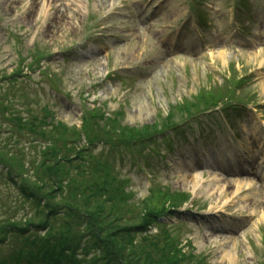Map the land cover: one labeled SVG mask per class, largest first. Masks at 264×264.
Instances as JSON below:
<instances>
[{
	"label": "rangeland",
	"instance_id": "obj_1",
	"mask_svg": "<svg viewBox=\"0 0 264 264\" xmlns=\"http://www.w3.org/2000/svg\"><path fill=\"white\" fill-rule=\"evenodd\" d=\"M237 1L0 0V77H18L0 85V94L13 93L4 92L12 99L10 108L25 116L27 107L47 106L52 122L69 128H79L84 110L94 104L102 107L92 112L104 113L97 122H106L105 129L112 123L116 132L119 126L143 132L157 124L161 135L148 139L165 157L151 153L149 165L137 154L142 145L133 154L120 151L121 143L109 133L92 150L104 156L113 175L126 179L130 200L153 189L150 169L157 187H166L161 197L190 193L193 203L179 200L186 206L182 222L167 228L172 249L185 255L177 264H264V0H245L240 15ZM195 12L205 17L204 24L196 22ZM236 78L244 81L240 95L250 99L249 106L198 114L183 125V136L159 128L172 106L186 101L207 108L202 102L208 91H234ZM185 113H175L172 122L184 124ZM1 123L0 139H5L9 124ZM123 134L125 141L132 139ZM161 139L178 150L166 153ZM19 145L32 147L28 140ZM1 173L0 168V221L23 223L33 209ZM72 203L80 212L76 205L83 201ZM106 212L102 219L112 231L137 220L136 215L126 220L131 213ZM73 224L83 236L86 222L77 217Z\"/></svg>",
	"mask_w": 264,
	"mask_h": 264
},
{
	"label": "trees",
	"instance_id": "obj_2",
	"mask_svg": "<svg viewBox=\"0 0 264 264\" xmlns=\"http://www.w3.org/2000/svg\"><path fill=\"white\" fill-rule=\"evenodd\" d=\"M3 91L10 93L9 89ZM4 92L0 94V127L1 120L9 127L5 129L8 137L0 139V166L4 167L3 171L5 169L3 178L30 203L33 215L23 223L12 219L0 221V242L8 239V244L0 243L4 250L0 253V264H177L178 259L185 256L179 249H172L175 246L170 243L173 238L166 231L163 236L142 235L139 241L135 240L167 206L178 205L184 200L185 194L169 193L161 197V191L166 188L155 187L144 198L130 200L124 190V180L113 175V169L102 159L104 156L92 150L93 143L107 141L104 137L108 133L111 139L122 144L125 143L123 130L126 136L136 137L151 134L157 124L144 128L143 132L119 126L116 132L112 123H107L106 129V122L99 125L96 116H101V112L91 110L85 113L79 128L72 126L70 129L62 122H52L47 106L36 111L27 107L23 116L17 108H10L14 106L12 99L7 100ZM215 92L208 91V101L202 103L209 105L234 93L231 89L220 94ZM30 101L26 102L35 103ZM180 106H172L169 115L161 121L171 126L175 113L180 110L186 112L185 116L200 110L199 104L186 101ZM20 140H28L32 147L25 150L19 145ZM56 196L60 201L54 200ZM72 199L83 201L76 205L80 212L73 209ZM118 211L124 216L131 213L126 220L136 215V223H125L113 231L109 225L105 227L104 212L112 215ZM77 217L86 222L83 236L73 230Z\"/></svg>",
	"mask_w": 264,
	"mask_h": 264
}]
</instances>
